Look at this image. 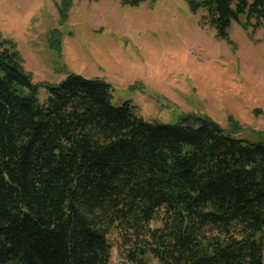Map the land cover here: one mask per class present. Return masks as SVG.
I'll list each match as a JSON object with an SVG mask.
<instances>
[{
	"label": "trees",
	"instance_id": "1",
	"mask_svg": "<svg viewBox=\"0 0 264 264\" xmlns=\"http://www.w3.org/2000/svg\"><path fill=\"white\" fill-rule=\"evenodd\" d=\"M183 1L229 43L234 22L264 28V0ZM71 7L57 5L60 26ZM48 42L61 57V30ZM112 100L111 84L76 73L35 83L0 37V264H110L113 228L123 264H264L263 135L196 114L150 123Z\"/></svg>",
	"mask_w": 264,
	"mask_h": 264
},
{
	"label": "rangeland",
	"instance_id": "2",
	"mask_svg": "<svg viewBox=\"0 0 264 264\" xmlns=\"http://www.w3.org/2000/svg\"><path fill=\"white\" fill-rule=\"evenodd\" d=\"M60 1L0 0V37L17 44L35 83L58 84L70 73L103 79L113 87V104L130 102L147 122L176 124L180 115L196 114L239 129V138H264V28L251 35L234 22L229 43L216 38L205 11L193 14L183 0H72L60 26ZM55 28L61 57L48 42ZM47 97L41 89L39 100ZM162 217L151 231L163 229ZM121 235L110 231V264L125 262L130 246ZM148 262L160 264L152 254Z\"/></svg>",
	"mask_w": 264,
	"mask_h": 264
}]
</instances>
